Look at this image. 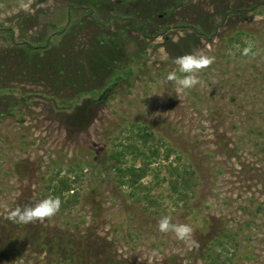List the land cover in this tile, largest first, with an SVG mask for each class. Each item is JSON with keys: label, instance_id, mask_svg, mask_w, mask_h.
I'll return each instance as SVG.
<instances>
[{"label": "rangeland", "instance_id": "1", "mask_svg": "<svg viewBox=\"0 0 264 264\" xmlns=\"http://www.w3.org/2000/svg\"><path fill=\"white\" fill-rule=\"evenodd\" d=\"M106 1L92 18L87 0H31L28 11L0 0V264H264V0ZM113 33L130 43L108 57L100 42ZM249 43L254 57L242 54ZM194 51L215 62L181 100L166 77ZM115 59L133 72L107 90ZM145 131L161 156L132 188L111 154ZM185 165L199 180L187 203L171 188ZM58 174L77 176L72 210L4 218L53 197ZM166 215L194 228L198 249L159 232Z\"/></svg>", "mask_w": 264, "mask_h": 264}, {"label": "trees", "instance_id": "2", "mask_svg": "<svg viewBox=\"0 0 264 264\" xmlns=\"http://www.w3.org/2000/svg\"><path fill=\"white\" fill-rule=\"evenodd\" d=\"M87 4H81L79 5L80 7L84 8H89V12L92 15V18H96L99 13H96L97 6L101 7L102 3H107L106 0H87ZM150 3L147 6V11H150ZM143 6L144 3H143ZM136 12V10H135ZM152 12V11H151ZM152 14V13H150ZM127 19L129 16H125ZM98 19V18H97ZM132 19V18H131ZM94 20V19H92ZM96 20V19H95ZM136 27L138 28L137 30H141L144 34L148 35L147 28L143 26L140 21L138 22V19H133ZM63 27V26H62ZM60 33H63L66 31L65 27H63ZM128 31H125V33ZM115 34V38H113ZM126 35V34H125ZM107 39H104L103 37L101 38L100 45L104 49V52L102 54H107V56L111 57L110 54L115 52L117 50V46L114 44H118V46L121 48L125 46L126 44L130 43L128 38L126 36H123L121 33H116L109 34V36L106 37ZM51 42V39L48 38L46 43L43 45L44 47H47ZM114 43V44H113ZM187 50V48H185ZM103 59V60H102ZM102 61V62H101ZM107 61H111V59L105 58L104 55H100V60H98L99 66L103 64L104 62L106 63ZM117 63L119 64V68L117 67ZM111 65V64H110ZM109 65V66H110ZM125 66L126 62L123 60H116L114 61V65L111 67H108L109 70H111V81H108L106 84L107 90H111L112 87L115 84L121 83L123 80L126 79L125 74L128 72L131 74L133 72V68L127 70L120 71L121 66ZM130 67V66H129ZM106 90V91H107ZM106 92H103V95H98L97 101H101L104 99ZM138 138V139H136ZM128 141L121 145L120 148H117L116 150L113 151L111 154V159L114 160L115 163V168L120 171L122 174V179L121 183H128L132 188L137 186L141 180L147 175L149 166L151 164V160L153 158H157L158 156H161L160 152V139L156 138V136L148 131L145 132H138L136 133L135 137H130V139H127ZM140 142V143H139ZM145 146V147H141ZM133 154L136 156L139 155H144V160L142 166H135V165H127V167H122L123 165V158H125L126 154ZM171 150H167V154L165 155L167 158L170 157ZM176 169V168H174ZM193 169V168H192ZM194 170V169H193ZM191 170L190 167L185 165L182 169V171H177L176 177L171 180V188L173 189L174 192L178 194V199L187 203L189 202L190 198L194 195L195 189L199 184V180L195 172ZM60 174V173H59ZM57 175L56 177H53L50 179V184L48 186L49 190H51V194L53 197H60L62 201V206L61 210L66 211V210H72L74 206L78 203L79 200V192H76V186L75 183H78L77 176L75 178H71L68 175ZM141 200V199H140ZM143 200H141L142 203ZM149 206L154 204L153 201H150ZM228 234L227 236H229ZM223 243V242H220ZM220 256V254H218ZM216 263H218L216 261Z\"/></svg>", "mask_w": 264, "mask_h": 264}, {"label": "clouds", "instance_id": "3", "mask_svg": "<svg viewBox=\"0 0 264 264\" xmlns=\"http://www.w3.org/2000/svg\"><path fill=\"white\" fill-rule=\"evenodd\" d=\"M31 0H19V9L28 11ZM244 56L256 55L253 46L249 43L243 48ZM215 62V57L204 54L202 51H194L190 54L179 56L174 63L178 66L177 71H172L167 75V80L173 82L178 97L182 100L185 90L195 88L201 84L199 73L211 67ZM71 155V154H70ZM62 206L60 197L49 196L33 205H18L14 209L7 210L4 218L16 224H29L44 222L56 216ZM158 230L161 233H174L175 237L184 242L189 249H198L199 242L194 239V228L190 224L173 223V217L163 216L158 221ZM157 253H153L156 255Z\"/></svg>", "mask_w": 264, "mask_h": 264}]
</instances>
